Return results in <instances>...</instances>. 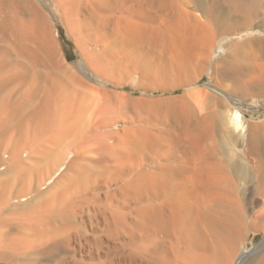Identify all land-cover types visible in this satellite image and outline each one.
<instances>
[{
    "label": "bare ground",
    "instance_id": "1",
    "mask_svg": "<svg viewBox=\"0 0 264 264\" xmlns=\"http://www.w3.org/2000/svg\"><path fill=\"white\" fill-rule=\"evenodd\" d=\"M102 1L0 0V262L41 264L42 257L51 252L42 248L44 244L73 222V206L79 196L94 180L108 173V160L118 159L120 146L132 144L133 139L128 136L119 144L112 142L114 133L109 127L114 107L101 98L106 93L88 81L84 62L66 61L48 14L55 10L63 19L87 62L93 55L87 38L92 36L91 28L93 31L97 27L94 20H107L98 8ZM130 1L140 5L143 15L148 4L172 11L170 27L182 31L185 37L213 40L215 58L219 52L224 54V66L218 73L231 81L235 94L264 92V77H256L246 69L247 63L238 59L243 42L233 41L250 34L256 21L264 27V0H196L203 18L175 7L174 0ZM147 15L143 19L154 17ZM128 22L130 27H137L132 19ZM238 29H245L239 30L244 31L242 36L237 37ZM198 31L201 37L196 35ZM216 35L221 37L216 39ZM97 78L103 79L100 75ZM200 107L196 134L190 137L198 167L194 177L181 183L189 194L197 196L198 203L204 202L210 208L211 244L203 264H233L239 260L243 264H264V253L250 260L245 245L239 247L238 240L250 215L235 195L237 183L232 174L224 172V166L214 160L219 148L215 130L218 114L207 111L206 104ZM237 113L238 108L231 101L224 123L228 130L237 132L235 142L250 166V181L245 188L251 191L258 187L264 195V145L257 127L249 120L240 123ZM166 167L160 171V177L167 173ZM152 177H158L157 172L144 173L142 185L128 183L129 188L137 187L146 200L143 212L147 215L149 209L155 208L149 193L153 184H149L148 178ZM262 208L264 212V205ZM150 243H141L140 253L155 254L158 259L152 258L158 262L161 255L152 250Z\"/></svg>",
    "mask_w": 264,
    "mask_h": 264
},
{
    "label": "rangeland",
    "instance_id": "2",
    "mask_svg": "<svg viewBox=\"0 0 264 264\" xmlns=\"http://www.w3.org/2000/svg\"><path fill=\"white\" fill-rule=\"evenodd\" d=\"M174 1L175 7L203 18L198 1ZM131 3L103 0L98 4L107 20L100 23L94 20L97 27L93 31L91 28L92 36L87 38L88 49L94 56L87 62L63 19L55 10L48 11L66 61L84 62L86 78L91 77L87 79L93 87L106 93L101 96L103 101L114 107L109 127L114 133L112 142L119 144L127 136L133 140L130 146L119 147L118 159L108 160V173L94 180L79 196L73 206V222L43 245L42 248L53 252L43 256L41 264L42 261L43 264H203L211 244L210 208L204 202L198 203L197 196L189 194L181 183L194 177L198 167L190 137L196 134L197 118L202 114L198 109L203 104L208 106L207 111L218 114L215 130L219 148L214 160L224 166V172L232 174L237 183L235 195L252 216H248L243 236L238 240L239 247L245 245L251 260L264 253V195L258 187L246 190L250 166L235 142L237 132L228 130L224 122L232 101L238 108L237 120L240 123L249 120L255 125L264 145V92L235 94L231 81L222 79L218 73L224 66V54L219 52L215 58L213 40L206 37L204 40L203 36L198 39L201 42L194 41V37H185L182 31L170 27L174 13L164 7L146 5L144 15L154 17L143 19L140 5ZM129 19L137 27H130ZM240 31L237 37L244 33ZM249 31L250 34L233 40L246 45L240 49L238 59L247 63L246 69L256 77L263 78L264 27H259L256 21ZM200 34L198 31L196 35L201 37ZM206 40L211 48L204 44ZM99 75L103 79H98ZM167 165V173L160 177V171ZM146 172L158 174L148 178L149 184H153L150 202L157 207L149 209L148 215L143 212L146 200L139 189L128 187V183L144 184L142 177ZM148 242L161 255L158 262L152 258L157 255L140 253L141 243ZM50 254L48 259L46 256ZM233 264L243 263L239 260Z\"/></svg>",
    "mask_w": 264,
    "mask_h": 264
}]
</instances>
